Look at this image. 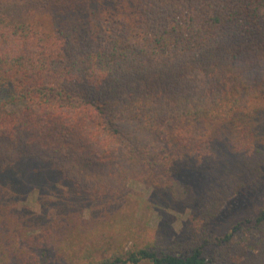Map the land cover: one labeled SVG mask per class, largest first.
<instances>
[{
    "label": "trees",
    "instance_id": "trees-1",
    "mask_svg": "<svg viewBox=\"0 0 264 264\" xmlns=\"http://www.w3.org/2000/svg\"><path fill=\"white\" fill-rule=\"evenodd\" d=\"M261 102L264 0H0V174L33 166L45 181L54 171L78 184L74 157L29 147L43 142L34 135L41 129L83 115L112 137L138 178L159 179L162 193L192 205V186L170 180L189 164V144L216 139L200 133L205 125L238 127L236 117ZM82 122L66 123L64 133ZM146 138L165 147L144 153ZM251 230L256 251L241 256L235 236ZM210 236L204 227L172 249L134 245L86 264H264V208Z\"/></svg>",
    "mask_w": 264,
    "mask_h": 264
},
{
    "label": "rangeland",
    "instance_id": "rangeland-1",
    "mask_svg": "<svg viewBox=\"0 0 264 264\" xmlns=\"http://www.w3.org/2000/svg\"><path fill=\"white\" fill-rule=\"evenodd\" d=\"M78 119L83 120L78 128L64 133L66 123ZM236 120L238 127L229 122L201 127L200 133L211 131L216 139L189 144V164L180 163L182 172L170 179L192 186V205L162 193L155 186L159 179L138 178L112 137L88 125L85 116L65 115L64 126L41 129L34 135L43 142L29 149L41 156L74 157L78 184L54 171L45 181L41 171L33 174L38 169L33 166L0 174V264H86L134 245L168 250L204 227L213 239L258 216L264 208V166L257 170L255 164L264 160V102ZM141 141L144 153L165 147L158 140ZM237 184L240 191L227 198L225 191ZM103 187L121 193L102 196ZM207 213L215 215L208 224ZM256 235V230L236 234L241 256L256 251Z\"/></svg>",
    "mask_w": 264,
    "mask_h": 264
}]
</instances>
